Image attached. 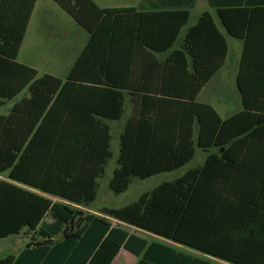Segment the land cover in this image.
Segmentation results:
<instances>
[{"label":"trees","instance_id":"trees-1","mask_svg":"<svg viewBox=\"0 0 264 264\" xmlns=\"http://www.w3.org/2000/svg\"><path fill=\"white\" fill-rule=\"evenodd\" d=\"M37 0H0V239L28 242L0 264H111L121 249L137 264H212L148 243L110 219L230 264H264V0H207L226 34L242 42L236 88L242 109L222 119L198 94L222 68L228 45L204 12L181 48L148 68L138 49L163 53L188 8L153 12L52 0L88 35L64 79L17 62ZM149 17V18H148ZM129 115L110 191L126 192L192 161L202 166L120 209H89L112 158L106 122ZM34 191V192H33ZM39 193V194H38Z\"/></svg>","mask_w":264,"mask_h":264},{"label":"rangeland","instance_id":"rangeland-1","mask_svg":"<svg viewBox=\"0 0 264 264\" xmlns=\"http://www.w3.org/2000/svg\"><path fill=\"white\" fill-rule=\"evenodd\" d=\"M201 10H202L201 8L196 9V11L193 13L191 17V21L189 24L193 23L195 19V15L199 14ZM59 13H61L59 7L52 0L37 1L35 7V14L33 15V19H32L31 30L28 34L27 42L25 46L19 51V55L17 57L18 63L21 64L24 62L26 63L30 62L35 64V66H38V68H42L43 66L42 62L44 60L41 61L40 58L38 57V53L39 51L43 50L40 49L44 45V42L38 39L39 32L42 29L40 26L43 27V24L45 23L53 26L60 25L62 20L57 16V14ZM212 16L215 19L218 30L223 34V36L226 39V42L229 47V51L224 67L221 68V70L214 76V78H212V80L203 88V90L201 91L198 97V101L200 103L210 105L222 119H226L242 109L240 95L236 88V73L238 69L242 44L240 41L233 40L230 37H228L223 27L217 21L215 15L212 14ZM80 33H84L83 35L88 36L87 33L82 28H80ZM176 46H178V44ZM52 54L53 51H50L48 55H45L42 58L58 59L63 57V56L61 57L57 56L63 54L62 50H59L56 53L55 56L57 57H52L53 56ZM67 74H68L67 71H62V69L57 72V75L59 76L60 79H64ZM26 94L27 91L25 90L19 96H17L13 101L7 102L4 106H1L0 116L7 115L10 109L12 108L13 104L18 102ZM128 115H129V110L128 107H126L123 117L119 121L106 122L110 128V136H111L110 150L112 153V158L108 161L105 167L104 176L98 180V191H97L96 201L89 209L79 207L80 211L82 212L101 215L99 211L102 207L108 209H114V210L120 209L124 206H127L135 202L140 195H142L145 192L151 191L158 185L164 182L173 181L184 175L188 170L202 166L205 161L207 152L195 147L194 158L187 165L181 167L176 171L159 174L146 180H139L137 178H133L126 192L119 195L113 194L108 188V182L112 177L114 169L117 167L116 160L119 152V136L123 130ZM0 178L5 181H8V179L5 176H2ZM110 220L114 226H120L126 229L131 234L137 233L141 236H144V238L147 240L148 243H153V242L160 243L169 246L175 249L176 251H180L182 253L190 255L192 257L206 260L212 264H221L216 259L208 258L201 255L200 253L190 251L188 249H185L177 245L166 243L161 238L155 239L152 236L148 237L149 235L148 233L138 231L128 225L119 223L116 220L113 219ZM26 242H28V238L23 234L19 236H11L6 239H0V258H4L5 256L8 255H17L20 248L24 246ZM123 255L124 254H122V256Z\"/></svg>","mask_w":264,"mask_h":264},{"label":"crops","instance_id":"crops-1","mask_svg":"<svg viewBox=\"0 0 264 264\" xmlns=\"http://www.w3.org/2000/svg\"><path fill=\"white\" fill-rule=\"evenodd\" d=\"M37 1H36V3H37ZM92 1L98 7L102 8V9H104V8H134L137 11L144 13L145 14L144 16H151L150 14H152L153 12H166V11H170V10L172 11L174 9H183V8L189 9L188 10V13H189L188 23L181 30L179 37H178V39H177V41L173 47H171L169 50H167L163 53L153 52L147 48L138 49L137 56L140 58H137V64L142 63L144 65V68L145 67L148 68V66L152 64V61H163L164 59H166L169 55L173 54L174 52H177V51H181V52L183 51L184 52V50L181 48L182 47L181 44H182L184 34H185L186 30L188 29V27L194 25L196 23L197 19L200 17V15L203 14L204 12L210 13L211 16H212V14H214L217 21L219 22L217 15H216V11L209 6V3L207 0H92ZM217 1H220V0H217ZM36 3L34 6V9H33V12L31 14L29 24H28V27L26 29L25 36H24V39H23V42L21 44L20 49H22L27 42V37H28V34L31 30L33 15L35 14ZM198 8L202 9L201 12H199V14L195 15V19H194L193 23L189 24L191 21V17L193 15V13ZM59 10L61 13L57 14V16L59 18H61V20H62L60 25H54L53 26V25L45 23V24H43V27L40 26L42 29L39 32L38 39L40 41H43L44 45L40 49V50H42V49L43 50L39 51L38 57L40 58L41 61L44 60L42 62V65H43L42 68H38V66H35V64L30 63V62L21 63L23 65H26L30 68L35 69L40 76L51 75V76L59 78V76L57 75V72L61 69H62V71H67V73H68L70 71L71 67L73 66V64L75 63L76 59L78 58L79 54L82 52L83 48L85 47V45L87 43L88 36L83 35L84 33H80V27H78L77 24L63 10H61L60 8H59ZM212 18H213V16H212ZM213 21L216 25L214 18H213ZM216 27H217V25H216ZM237 41H239V40H237ZM177 44H178V46H176ZM241 44H242V42H241ZM59 50H62L63 54L57 55V56H60V57L63 56L62 58H58V59H56V58L43 59L42 58L43 56L48 55V53L50 51H53L52 57H57L55 55ZM228 51H229V47H228ZM241 53H242V47H241ZM18 55H19V53H18ZM227 55H228V53H227ZM240 58H241V54H240ZM226 60H227V57H226ZM239 62H240V59H239ZM224 65H225V63H224ZM224 65L222 66V68L224 67ZM238 67H239V64H238ZM237 73H238V69H237ZM237 73H236V77H237ZM200 93L198 94L197 99H196V101L198 103H200L198 101V97H199ZM128 110H129V107H128ZM132 228H134V227H132ZM134 229H136V228H134ZM136 230H138V229H136ZM138 231L145 232L142 230H138ZM145 233H148V232H145ZM134 234L144 238V236H141L137 233H134ZM148 234H149L148 237L152 236L155 239L160 238V237L155 236L153 234H150V233H148ZM161 239H163V238H161ZM163 240L166 243H170L173 245L183 247L181 245L175 244V243L170 242L168 240H165V239H163ZM23 247L24 246H22L20 248L18 253L23 249ZM183 248H185V247H183ZM185 249H188V248H185ZM188 250L194 251L191 249H188ZM176 252L181 253L183 255H187V254L182 253L180 251H176ZM194 252H196V251H194ZM197 253H199V252H197ZM122 254H124V255L122 256ZM201 255H203V254H201ZM187 256H190V255H187ZM203 256L208 257V258H212V257L206 256V255H203ZM190 257H192V256H190ZM193 258H196V257H193ZM212 259H215V258H212ZM216 260H218V259H216ZM218 261L221 264L222 263L223 264H230V263L222 261V260H218ZM137 262H138V258H136L131 253L127 252L126 250L121 249L111 264H137Z\"/></svg>","mask_w":264,"mask_h":264}]
</instances>
